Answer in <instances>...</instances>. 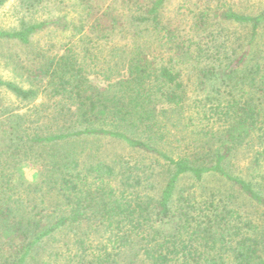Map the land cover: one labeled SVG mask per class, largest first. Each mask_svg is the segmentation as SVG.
<instances>
[{
  "label": "trees",
  "instance_id": "1",
  "mask_svg": "<svg viewBox=\"0 0 264 264\" xmlns=\"http://www.w3.org/2000/svg\"><path fill=\"white\" fill-rule=\"evenodd\" d=\"M169 2L15 0L0 28V264H264V174L230 172L243 149L264 166V9L183 0L166 17ZM105 141L137 158L83 149ZM187 177L227 182L258 218L180 193Z\"/></svg>",
  "mask_w": 264,
  "mask_h": 264
},
{
  "label": "rangeland",
  "instance_id": "2",
  "mask_svg": "<svg viewBox=\"0 0 264 264\" xmlns=\"http://www.w3.org/2000/svg\"><path fill=\"white\" fill-rule=\"evenodd\" d=\"M182 1L183 0H170L166 7L165 16H173L178 7L181 6ZM228 1L234 4V6L238 10L250 15H256L262 9H264V0ZM14 5L15 0H6L5 5L0 8V28H10L17 24ZM1 51L4 54L0 56V77L7 78L10 76L8 73V69L5 67V57L7 55L6 53L8 52L4 48H1ZM9 52L10 54H21L20 48H17L15 46L10 47ZM91 79L94 84L98 86H104V82L101 78L92 77ZM174 134H176V140H181L183 137H187V139H190L189 133H179V131L176 130ZM97 146L99 147L98 156H100L102 160H105L106 162H109L111 164H113L114 160H117V158L124 157L125 160L129 161L137 158V155L132 153L126 145L119 142L105 141L100 143V145H93L92 143H90L87 144V147L83 149L87 153L90 151H94ZM172 148H177V151L174 152H178V150H180V148L182 147L181 144H178L174 141ZM250 157L251 155L246 149L238 152L234 159V170L232 166V170L230 172L232 175L234 174L235 176H239L241 179H244L248 182L251 181L252 183H257L260 182V178L264 174V166H262L258 171H252ZM40 170H42V167L36 163H26L21 168V172L28 182H35L39 177ZM152 183L155 187L154 189H151V187H149V194H158V191L160 190V188H162L164 183V175L161 174L160 176L152 179L150 184L152 185ZM178 191L183 194H187L188 192H202L205 196H210L212 193H215L217 199L230 204L232 208L233 204H236L245 216L249 218H258V208L249 200H247L245 196L240 194L233 186L217 177H207L201 185L194 184L193 180L189 177L183 178L178 185Z\"/></svg>",
  "mask_w": 264,
  "mask_h": 264
}]
</instances>
